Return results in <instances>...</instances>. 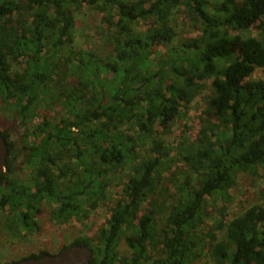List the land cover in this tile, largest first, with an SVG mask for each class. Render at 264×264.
<instances>
[{
    "label": "trees",
    "instance_id": "trees-1",
    "mask_svg": "<svg viewBox=\"0 0 264 264\" xmlns=\"http://www.w3.org/2000/svg\"><path fill=\"white\" fill-rule=\"evenodd\" d=\"M84 8L113 31L100 34L103 50L77 47ZM181 10L199 36L180 38ZM257 69L264 0H0V93L14 124L0 131L3 222L37 231L45 203L58 225L83 223L129 167L106 226L62 250L89 247L91 264H196L204 252L214 264H264V206L203 232L212 201L264 170ZM206 89L199 134L173 161L164 138ZM123 238L128 256L117 252Z\"/></svg>",
    "mask_w": 264,
    "mask_h": 264
},
{
    "label": "rangeland",
    "instance_id": "rangeland-1",
    "mask_svg": "<svg viewBox=\"0 0 264 264\" xmlns=\"http://www.w3.org/2000/svg\"><path fill=\"white\" fill-rule=\"evenodd\" d=\"M84 9L79 16V29L76 32L77 47L87 48L88 50L102 49L104 45H101L102 37L100 34L106 33V35H110L113 31H109L107 26L103 24L102 15L93 13L87 10V8ZM181 11L175 12L173 18L176 21L180 38L199 36V26H196L184 11ZM145 29L144 27L140 28V30ZM251 33L253 36H257L256 29H252ZM233 34H237V32L233 31ZM253 79L264 80V69H257L253 75ZM209 92L206 89L201 93V96H197L187 115L181 120L176 119L172 125L171 134L165 136L164 140L166 146L171 150L170 158L173 161L176 159L178 148L184 140L192 142L196 140L200 130V121L204 118L203 112L206 108L204 98L209 95ZM13 128V115L2 103L0 93V131H4L5 129L11 131ZM170 166L175 171L184 167L181 161H176L174 164H170ZM129 172V167H126L116 174L112 188L109 190L108 203L92 212L89 219L83 223L72 222L67 225H58L52 218L54 206L44 203L43 212L36 218L39 229L32 233H27L25 230H17V226L11 227L9 222H3L2 219L5 215L4 212L0 211V264L19 262L32 255H39L42 252L57 255L64 246H69L80 237H96L97 230L106 226L107 221L110 219V210L113 204L121 199L123 185ZM18 173L20 174L17 175V179L21 181L27 180V172L22 171ZM178 180L182 184L184 182L183 176ZM255 205L264 206L263 169L258 170V177L241 175L236 186L229 191L228 199L218 198L212 201L209 212H211L214 219H209L206 222L204 234L214 231V227L217 226L216 221L223 220L225 224H228L229 221ZM219 211L223 212L222 216L219 215ZM8 212L10 213V210H7L6 215ZM128 234L131 233L129 232ZM223 236V232H217L218 241L222 240ZM91 247L93 248V245ZM117 252L121 256L129 255V249L124 238L119 242ZM207 254V252H204L203 257L196 264H214Z\"/></svg>",
    "mask_w": 264,
    "mask_h": 264
},
{
    "label": "water",
    "instance_id": "water-1",
    "mask_svg": "<svg viewBox=\"0 0 264 264\" xmlns=\"http://www.w3.org/2000/svg\"><path fill=\"white\" fill-rule=\"evenodd\" d=\"M7 156V144L0 132V175L5 172ZM92 257L93 253L91 248L86 246H72L54 256H44L40 259L12 262L10 264H91Z\"/></svg>",
    "mask_w": 264,
    "mask_h": 264
}]
</instances>
